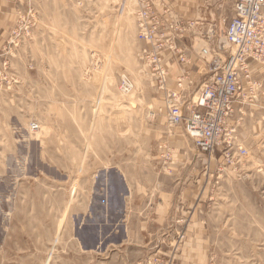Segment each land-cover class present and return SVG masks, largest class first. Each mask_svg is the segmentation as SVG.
Wrapping results in <instances>:
<instances>
[{"label":"rangeland","instance_id":"1","mask_svg":"<svg viewBox=\"0 0 264 264\" xmlns=\"http://www.w3.org/2000/svg\"><path fill=\"white\" fill-rule=\"evenodd\" d=\"M167 1L187 63L166 66L197 89L204 34L224 31L231 8ZM136 10L12 1L0 32V264H264V65L230 147L202 155L166 125Z\"/></svg>","mask_w":264,"mask_h":264},{"label":"built area","instance_id":"2","mask_svg":"<svg viewBox=\"0 0 264 264\" xmlns=\"http://www.w3.org/2000/svg\"><path fill=\"white\" fill-rule=\"evenodd\" d=\"M137 1L142 8L138 13L139 39L150 45L142 55L165 94L167 127L180 128L202 155L212 157L222 145L230 147L234 131L229 123L236 105L247 97V92L250 96L253 92L252 67L264 65V0H235L233 16L224 31L215 26L207 29L204 39L208 46L198 52L205 78L197 89L190 88L189 94L182 88V81L196 83L183 74L177 80V91L167 89L168 61L159 54L169 50L179 65L187 63L175 43L184 28L170 8L156 4V0ZM234 155L244 158L246 150L239 146Z\"/></svg>","mask_w":264,"mask_h":264},{"label":"bare ground","instance_id":"3","mask_svg":"<svg viewBox=\"0 0 264 264\" xmlns=\"http://www.w3.org/2000/svg\"><path fill=\"white\" fill-rule=\"evenodd\" d=\"M137 1V0H136ZM232 9H233V7H232ZM142 11V8H141V6H140V3L137 1V10H136V12H137V17H136V27H137V39L139 40V41H141V42H143L144 44H145V48H150V45L148 44V43H146V42H144V41H142V40H140L139 39V33H140V28H139V26H140V19H139V16H138V13L139 12H141ZM232 16H233V11H232ZM206 41V40H205ZM206 44H207V42H206ZM208 46V45H207ZM207 46H206V48H207ZM204 48V47H203ZM203 48H201V49H203ZM200 49V50H201ZM199 50V51H200ZM169 51V50H168ZM164 52V51H163ZM163 52H160L159 54H160V56H161V54L163 53ZM162 58V57H161ZM142 60H143V63H144V65L146 66V68L149 70V72H150V77H152L153 79H154V85H155V88H156V92H157V94H158V96L159 97H161V99H162V101L164 102V105L166 104L165 103V94L162 92V91H160L159 90V88H158V86H157V84H156V81H155V78L153 77V73H152V71H151V69L147 66V64H146V61L144 60V58H143V55H142ZM167 72H168V78H167V85H166V87H167V89L169 90V91H177L178 90V86H177V80L180 78V76H181V72L179 71V73H178V75L176 76V78H174L175 80L173 81V85L172 86H170V84H169V79H170V70L167 68ZM124 78V77H123ZM192 86H194V83H189L188 81H182V88H184L185 89V91H186V93L187 94H189V92H190V88L192 87ZM195 87V86H194ZM131 88V83H130V81H128V80H126V79H121V82H120V90L121 91H128L129 89ZM196 89V88H195ZM32 128H33V130H36L37 129V126L36 125H32L31 126V130H32Z\"/></svg>","mask_w":264,"mask_h":264},{"label":"crops","instance_id":"4","mask_svg":"<svg viewBox=\"0 0 264 264\" xmlns=\"http://www.w3.org/2000/svg\"><path fill=\"white\" fill-rule=\"evenodd\" d=\"M12 1L13 0H0V32L3 31V27L5 26L6 15L9 12V9H11ZM204 1H208V6L212 8V11H215V12H218L219 8H221L223 4L225 3H228V6L231 8V12H232V7L235 2V0H204ZM157 3H159L163 7H170L168 5L169 2L167 0H157ZM161 57L163 60H166L168 58L175 57V55L174 53L168 50H164V52L161 54ZM171 67H174V66H167V68L170 70V79H169L170 86L173 85V81L175 80L174 78L179 72V69H178L176 73L171 74V71L173 70Z\"/></svg>","mask_w":264,"mask_h":264}]
</instances>
